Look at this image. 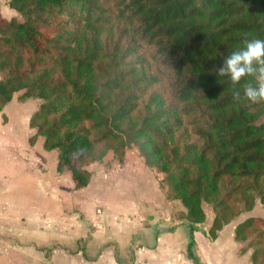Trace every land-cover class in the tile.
I'll list each match as a JSON object with an SVG mask.
<instances>
[{"label":"trees","instance_id":"16d2710c","mask_svg":"<svg viewBox=\"0 0 264 264\" xmlns=\"http://www.w3.org/2000/svg\"><path fill=\"white\" fill-rule=\"evenodd\" d=\"M0 14V111L38 101L33 145L54 151L75 190L132 147L193 233L235 224L239 254L264 264V103L216 76L248 38L264 39V0H10ZM239 91L241 99H233Z\"/></svg>","mask_w":264,"mask_h":264},{"label":"crops","instance_id":"0c3cea01","mask_svg":"<svg viewBox=\"0 0 264 264\" xmlns=\"http://www.w3.org/2000/svg\"><path fill=\"white\" fill-rule=\"evenodd\" d=\"M9 1L0 0V14L6 19L14 16V12L8 7ZM26 103L27 101L18 102L13 99L0 111V138L9 124L8 113L11 109H21L22 112L18 114V117L23 118L24 124L28 126L33 112H25L23 105ZM27 128L26 143H22L24 150L19 171L17 165L14 166L19 156L17 154L13 156L7 145L0 147V264H193L188 256L182 262H178L172 255L174 247L170 242L167 246L157 245L154 248L156 236L152 230H155L153 226L158 222V219L155 220L156 214H143L151 222V227L145 228L132 220L129 213L111 214L110 221L105 220L104 215L109 216L106 212L98 214L102 208H98V196L90 191L94 176L88 170L89 166L94 164L100 166L107 175L112 164L116 163L117 170L113 171L115 175L106 176L115 183L121 178L130 177V171L126 174L127 170L123 165L128 153L120 165L116 160L107 157L101 163L87 166L86 169L91 175L90 182L87 187L79 189L83 191H79L74 189L68 173H56L57 153L44 151L41 138H38L32 146L29 145L28 139L33 131ZM8 167L11 171L17 167L15 174H9ZM137 169L132 171L133 177L140 171L151 172L144 164L142 168ZM132 180L135 179L132 178ZM158 180L159 177L156 181L157 189L164 199L159 190ZM169 204H172V211H169L168 220L173 221L172 225L175 228L183 229L188 239L186 226L181 221L177 222L174 217L176 205L171 202ZM107 207L112 210L117 209L111 203L108 206L105 205V208ZM120 217L123 218L124 227L118 224ZM98 224L101 230L99 236L103 238L100 242L95 240V236L93 237L97 233ZM235 225L232 227V240ZM229 226L223 228L214 241H209L205 237L207 243L214 244ZM144 229L151 232L154 243L138 246L133 232ZM196 232L193 233V240ZM119 240H122L121 244H118ZM233 242L236 244L237 253L235 261L243 259L245 264H250V251L239 254V245L234 240ZM75 244H77L76 247H72ZM108 244H117V250L110 247L106 249ZM187 244L188 241L186 251ZM194 248H196L195 242L192 249Z\"/></svg>","mask_w":264,"mask_h":264},{"label":"rangeland","instance_id":"374dc122","mask_svg":"<svg viewBox=\"0 0 264 264\" xmlns=\"http://www.w3.org/2000/svg\"><path fill=\"white\" fill-rule=\"evenodd\" d=\"M20 94L21 93H17L15 95L19 96ZM21 106L22 105L20 104V107ZM23 106L25 112L32 113L37 109L38 101L28 100L27 103ZM20 112H22L21 109L10 110V112L8 113L9 124L3 132V136H1L0 138V147H4V145H7L10 149L9 151L13 156H16V154L19 156L14 165H17L18 171L22 165V161L20 160L23 157L22 155L24 150V148L22 147V143H26L25 131L28 130V126L26 123L24 124L23 118L18 117V114ZM127 153L128 154L123 165H125L124 167L127 170L126 174H128V171H130V177L126 176L123 179L121 178V180L119 179L115 183H113L112 180L108 179L106 176L115 175L113 171L117 170V167H115V165H117L116 163L112 164V168L111 170H109L107 175H105L106 172L103 171L102 167L97 166L95 164L89 166L88 170L94 176V181L92 183L90 191H92L98 196V208H102V210L99 211L98 214L101 215L106 212L109 216L104 215L105 220L110 221L111 214L115 215L116 213L118 215H121L123 212L129 213L131 219L135 220L139 226H142V228L151 227V222L149 221V219H146L147 217L143 216V214H156L157 218L155 217V220L158 219V222L156 223L157 225L153 226L155 227V230H152V233L156 236L154 248L157 245L167 246V244L170 242L171 245L174 247V252L172 255L175 256L178 262H182L183 260H185L188 253L186 251V242L188 241V239L183 229H177L178 227L175 228L172 225L173 221L168 220L169 211H172V204H169L168 201L164 200L157 189L156 181L159 177L158 174H156L154 171L148 172L147 170H145V172H137L134 175L135 177H133L132 171H137V168H142L143 164L141 162L142 160L137 156V152L133 147L129 149ZM17 167L13 168L12 171L11 168L8 167L10 172L9 174H15ZM132 178H134L135 180H132ZM109 203H111L112 206L117 209L112 210L110 207L105 208V205L108 206ZM174 206L175 205H173V207ZM203 207L205 208V212L208 216V221L205 222L202 226H199L200 229H198V232L194 234V242L196 243V248H194V250L192 249V254L194 258L200 264H245L243 259H239L240 261H235V259H237L235 246L236 244L231 239L232 227L235 225L236 222L242 221L245 215L237 219L236 222L232 223V225L226 228L220 234L218 240L214 244L210 245L207 243L206 238L202 233V230L207 229L208 225L210 224L209 219L211 216L207 207ZM256 207L257 208H255L251 214L255 217H261L263 219L264 226V212L258 204ZM179 208L180 207L177 206V209ZM179 211L180 210H176L174 214L175 218L177 217L176 214ZM158 215H160V217ZM118 219H120V223H118L119 225L121 224L120 227H124L125 225L122 221L123 218L120 217ZM176 219L177 222H179V219ZM162 222L167 223L163 224ZM99 227L100 225L98 224L97 233L93 235V237L95 236L94 238L97 242H100L103 239L99 236V234H101V230ZM133 236L136 238L138 246L141 244L149 245L151 244V242L154 243L152 234L148 231V229H144L142 231H135L133 232ZM84 240L85 239H83V241ZM121 241L122 240H119L118 244H121ZM76 245L77 244L72 245V247L75 248ZM80 245L82 246V243ZM109 247L117 250V244H108L106 246V249H108Z\"/></svg>","mask_w":264,"mask_h":264},{"label":"clouds","instance_id":"9594fccd","mask_svg":"<svg viewBox=\"0 0 264 264\" xmlns=\"http://www.w3.org/2000/svg\"><path fill=\"white\" fill-rule=\"evenodd\" d=\"M245 34L243 46L223 58L216 76L228 77L235 87L245 78L250 82L243 85V97L253 104L264 103V39ZM233 99L239 101L241 94L234 91Z\"/></svg>","mask_w":264,"mask_h":264}]
</instances>
